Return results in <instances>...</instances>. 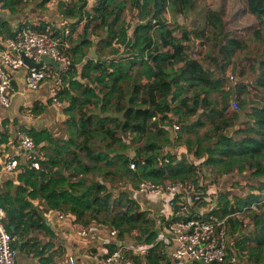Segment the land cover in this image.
Segmentation results:
<instances>
[{"label": "trees", "instance_id": "1", "mask_svg": "<svg viewBox=\"0 0 264 264\" xmlns=\"http://www.w3.org/2000/svg\"><path fill=\"white\" fill-rule=\"evenodd\" d=\"M36 1L0 0V6L16 14ZM49 1L40 0L37 7L43 9ZM128 5L141 9L146 20L136 25L131 35L130 25L121 19ZM205 6L203 22L183 30L166 11L176 9L187 14L193 7L192 0H95L90 9L87 0H76L59 7L62 19L73 21L70 33L75 25L84 22L82 35L65 49L66 56L74 65L86 60L97 74L82 73L93 88L72 77L68 80L70 89L77 91L81 99L77 94L70 95L69 88L60 96V100L66 97L70 101L66 109L67 139L48 130L25 131L42 159L38 169H26L17 175L19 186L9 185L0 195L9 232L24 235L29 223L35 228L45 227L30 202L39 199L48 210L74 222L115 229L121 239L134 232L138 241L153 243L158 236L154 220L128 193L113 197L114 186L109 183L121 180L135 186L143 180L162 183L195 178V168L186 160L154 171L162 144L172 143L165 130L151 121L155 115L168 118L172 113L180 118L182 131L174 143L184 146L193 157H205L203 164L215 177L246 170L253 178L264 177V59L255 69L254 83L256 91L262 93V105L253 107L250 113L246 109L252 104L248 86L239 82L227 85L224 80L226 66L246 38L259 32L264 38V0H205ZM40 25L38 31L52 33L64 41V36L54 33L51 25ZM12 35L9 24L0 19L2 41ZM92 37L99 41L94 43ZM196 41L194 55L189 56ZM205 47L209 50L204 54ZM92 48L97 56L88 59ZM206 60L212 61L215 68H205ZM232 95L241 111L247 112L246 127L229 136L226 129L239 121L241 112L231 109ZM142 105H147V109H141ZM89 107L97 113L90 112ZM206 125L207 130L199 136V129ZM125 138L131 139L130 147ZM139 159L145 160L146 166L131 171L129 163ZM254 190L258 193L232 200L223 195L220 202L222 216L245 212L255 232L251 240L236 235L238 239L229 250L230 257L237 260L233 264H239L240 258L246 264H264V181L251 186L250 191ZM243 202L248 206L255 204L254 209L242 210ZM228 222L232 227L239 226L233 218ZM247 242L254 246L245 247ZM158 247L154 246L148 264H159L164 259L157 256ZM229 259L225 264H231Z\"/></svg>", "mask_w": 264, "mask_h": 264}, {"label": "built area", "instance_id": "2", "mask_svg": "<svg viewBox=\"0 0 264 264\" xmlns=\"http://www.w3.org/2000/svg\"><path fill=\"white\" fill-rule=\"evenodd\" d=\"M67 34L66 30L64 35ZM68 46L67 41L58 39L52 33H43L26 25L17 27L13 35L3 41L0 48V109H6L10 104L8 98V92L12 88L10 72L21 67L26 68V88L37 91L44 82L50 81L49 100L60 106V96L68 89V80L72 77L74 69L72 59L65 54ZM21 54L34 63H41L44 56L50 57L59 64V70L56 71L52 66L42 63L38 68H27ZM229 79L234 81L233 76ZM230 105L235 112L241 111L240 104L234 96L231 97ZM141 109H147V105H142ZM33 113L31 109H25L23 116L31 119L34 117ZM151 121L156 122L168 135H173L174 139L182 131L183 123L172 113L168 114V118L155 115ZM14 138L24 156L21 159L17 156H7L1 165V173L20 174L26 169H38L42 156L38 154L34 140L22 129L16 130ZM124 142L128 147L132 144L130 138H125ZM172 146L171 153L162 146L154 171L163 170L171 162L186 160L195 168L194 179L162 183L143 180L135 186H129L125 191L129 193L131 199L139 203L142 210L144 199L157 203V209L148 211V216L156 224L155 231L158 234L156 240L153 243H147L144 239L138 241V234L134 232L131 233V238L121 239L117 230L108 229L106 235L108 243L115 248L95 254L92 264H148V258L153 255V248L157 244L159 245L157 256L164 257L159 264H225L230 257V247L236 238V235L231 233L229 218L237 220L244 231L252 228V220L245 212L236 211L226 216L220 213L223 195H227L229 200L240 196L238 190L235 191V185L224 183L226 180L224 177H227L228 173L215 177L203 164L205 157L196 158L191 156L186 148ZM129 156H133V153L129 152ZM128 166L131 171H135L138 167L146 166V161L143 159L131 161ZM239 175L244 177V173ZM241 177L236 182L237 185L244 186L246 181ZM125 187L126 184L118 185L117 190H113L114 195L117 196ZM250 192L258 193L256 190ZM247 208L254 209V206ZM244 209L246 208L242 210ZM58 218L65 220L63 214H59ZM91 227L92 225H78L77 235L82 238L88 237ZM17 241L18 234L7 229V215L0 205V264L17 263L18 253L14 247ZM68 262L75 264L73 257H69ZM229 262L231 264L237 262L236 257L231 256Z\"/></svg>", "mask_w": 264, "mask_h": 264}, {"label": "crops", "instance_id": "3", "mask_svg": "<svg viewBox=\"0 0 264 264\" xmlns=\"http://www.w3.org/2000/svg\"><path fill=\"white\" fill-rule=\"evenodd\" d=\"M39 2L40 0L30 3L33 6V8L31 9L29 6L30 4H28L23 10L16 14H10L9 11L3 9L0 6V19L6 21L11 27L12 31H14L21 25H26L34 30H38L39 27H41L40 23L51 25V27L54 29V33H57L62 37L64 36V40L67 41V45L72 44L71 42H74L78 37L82 35V22H79L77 25H75L72 32L70 33L67 28V25L70 23V21L62 19V17L60 18V13H53L51 9H48V4H45L43 9L38 8L37 5ZM91 6L92 5L90 4L89 7L91 8ZM66 30L68 31L67 36L64 35ZM60 40H62V38ZM90 40L94 43L99 41V39H95V37H92ZM246 40L244 41L242 47L246 44ZM2 43L3 41L0 37V48ZM193 45L194 47L190 51H188V55L192 57L194 55L196 47L198 46V41H196ZM115 47L118 46L115 45ZM241 48L238 50L236 56H240L238 54L240 53ZM235 57L232 59V62L226 66L224 74L228 75L234 67H238L239 63L243 65L242 61H239V63L235 62ZM88 59L90 58L88 57ZM78 65L76 73L75 75H72L71 79L93 88L94 85L91 84V82L86 77H82V73L86 74L90 72V74L93 76L97 74V70L93 69L92 66L87 65L86 60L82 63H79ZM243 66L247 67L246 64H244ZM25 74V67H21L17 70H12L10 72V76L12 78V88L8 92L10 104L8 108L2 110L0 109V140H2L3 138L6 139V141L0 142L1 194L6 189H8L7 186L9 185H13V187L20 185V182H18L17 180L18 174L1 173V165L7 156H17L20 159L24 156L21 147L17 144L14 138L16 130H48L54 136L60 135L64 137V139H67L69 137V128L67 126L69 114L66 112V109L70 105L69 99L66 97L62 98L60 106L53 104L49 100L48 95L50 81L44 82L37 91H32L27 89L25 86ZM236 75L238 77L239 74L237 73ZM237 82H239L241 85H247L250 90L251 101L249 102H251L252 104L250 106L247 105L248 107L246 109L248 113L251 112L253 107L262 105V93H258L259 96L253 95L252 86H254V84L251 80L247 81L244 78L243 80H238L236 78L235 83ZM68 88V90H70V95L75 96L77 94V91L70 89L69 84ZM96 92H98V90ZM76 96L78 99L82 98L81 96H78V94ZM233 96L235 95H232V97ZM91 107H89L88 110H90V112L97 113V111ZM25 109H31L34 112V117L31 119L25 118L23 116V112ZM247 112L245 110L239 113V121H237L233 126L226 129L227 135L232 136L235 130L246 127L244 124V114ZM109 116L114 117V114H109ZM3 133L6 136H3ZM179 134L177 135V137L179 136ZM169 137V140H171L172 143L169 145L162 144L167 152L171 153L173 151L172 145L185 148L182 145H177L174 143L175 139L173 135L170 134ZM241 173H244V177H241L239 175V172H229L227 174V177H224V179H226L224 180V183L233 186L237 184L236 180L240 177L246 182H248L250 178L254 179L252 177V173L248 170ZM255 179L256 183L259 181H264V177ZM238 185L243 190H248L247 185ZM237 189L239 188L237 187ZM13 190L14 188H11V192ZM235 191L237 190L235 189ZM237 193L240 194L238 191ZM117 196L113 194V197ZM30 202L32 207L38 210L41 223L44 224L45 227L35 228L32 227V225L29 223L27 233H24V235L17 233L18 241L14 245L18 253L16 264H69V257L74 258L75 264H92L95 254L109 251L115 248L114 245L108 243V239L106 237V231L108 229L100 230L97 226L93 225L88 237H79L77 235V229L78 225H80L81 223H77V221L74 222L65 215H63L65 220L59 219V214L48 210L45 203L39 199H34ZM157 208V203H152L151 201L144 199V212L148 213L149 209Z\"/></svg>", "mask_w": 264, "mask_h": 264}, {"label": "rangeland", "instance_id": "4", "mask_svg": "<svg viewBox=\"0 0 264 264\" xmlns=\"http://www.w3.org/2000/svg\"><path fill=\"white\" fill-rule=\"evenodd\" d=\"M72 1H76V0H50L47 3L48 9H51V11L53 13L54 12L59 13V7H62L63 5H66V4H69ZM94 1L95 0H87V3H89L88 7L90 4L93 5ZM192 1H193V7L189 11V13H187V14L186 13L185 14L179 13V12H177L176 9H174L172 11L169 9L166 11V13L168 14V16L170 17L171 20H175L176 22H179L180 26L182 27L181 30L185 29L186 27H188L189 25H192V24H200L204 20V16L206 13L205 0H192ZM29 6H30V9L33 8L32 4H30ZM60 18H61V16H60ZM121 19L125 20V23L128 26L130 25L131 28L128 32V34H130V35L133 31V28L136 25L146 22V20L142 17L141 9L136 8V7L131 8L129 5L126 6V9L121 13ZM70 22H73V21H70ZM82 24L84 25V22H82ZM69 25L71 26V23L67 25V28L71 29V27H69ZM116 46H118V45H116ZM118 47H120V46H118ZM92 49H90L89 52H91ZM208 50H209V48L205 47L204 53H207ZM89 52H88V57H89ZM238 55H240V56L235 57V62L239 63V61H242L243 65L246 64L247 67L243 66L239 63L238 67H234L228 75L224 74L226 84L232 85L233 83H235L236 78L238 80H243V78L246 79L247 81L251 80L252 83L254 84L256 81V76H257V70H255V69L258 67V62L261 61L262 59H264L263 33L259 32L257 34L250 35L246 40V44L241 48L240 53ZM212 56H213V54H212ZM214 56H215V54H214ZM77 65H75L74 70H73L75 72L77 69ZM204 65L206 68H215V64L210 60H206L204 62ZM237 73L239 74L238 77L236 75ZM230 76H233L234 81L229 79ZM252 87H253L252 88L253 95H258V92L256 91L255 87L254 86H252ZM118 101H122V99L118 97ZM119 105H120V103H119ZM207 128H208V125H206L203 128H200L198 131V135L201 136L204 133V131L207 130ZM58 137L62 138V136H60V135ZM205 172H206V169L204 170V173ZM208 177L209 176H207V179H208ZM97 180H98V182H100L101 178L98 177ZM109 184L114 186V189H116V190H117L118 185L126 184L125 190H122L121 193H128L125 191L128 190L129 186H134L133 184L129 183L128 181H121V180H117V181L113 182V184H111V183H109ZM236 185L234 186V188L236 190H238V192L240 193L238 195H240L241 197H245L244 195L251 194V192H246L242 188H240L239 185H237V186ZM245 185H247L248 190H250L251 186L253 187V186L257 185L256 179L250 178V180H248V182H245ZM237 187L239 189H237ZM244 192H246V193H244ZM130 195H131V193H130ZM241 206L243 208H247L248 204L243 202ZM253 206H255V204ZM98 229H100V228H98ZM106 233H107V231H106ZM231 233L237 234L238 238L244 237V238L249 239V240H251L253 238V236L255 235V232L253 231L252 228L250 230L248 228V231H244L243 229L239 228L238 225L236 227H232ZM126 237L131 238V234L126 235ZM238 238L237 237L235 238V241L232 243V247H234L235 242L237 241ZM249 245L254 246V243L252 242V244H251L250 242H247L245 247H247ZM239 250L241 251V249H239ZM240 253H242V252H240ZM228 259H229V257H228ZM240 261L241 262L239 264H246L242 258H240Z\"/></svg>", "mask_w": 264, "mask_h": 264}, {"label": "water", "instance_id": "5", "mask_svg": "<svg viewBox=\"0 0 264 264\" xmlns=\"http://www.w3.org/2000/svg\"><path fill=\"white\" fill-rule=\"evenodd\" d=\"M96 56L97 55H96L95 48H93L91 50V52L89 53V58L90 59H94V58H96ZM21 58L23 59L24 64H25V66L27 68H32V67L38 68V67H40V65L42 63V64H46V65L52 66L56 71L59 70V64L57 62L53 61L50 57H47V56L42 57V62L41 63H34L30 59L25 57L23 54H21ZM10 229L12 230V227H10Z\"/></svg>", "mask_w": 264, "mask_h": 264}]
</instances>
